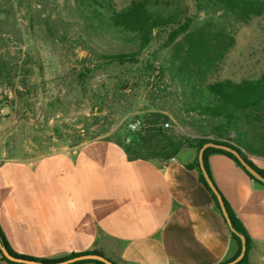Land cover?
Wrapping results in <instances>:
<instances>
[{"label":"rangeland","instance_id":"rangeland-1","mask_svg":"<svg viewBox=\"0 0 264 264\" xmlns=\"http://www.w3.org/2000/svg\"><path fill=\"white\" fill-rule=\"evenodd\" d=\"M107 1L121 10L140 0H0V163L85 139L127 146L135 120L156 118L169 134L214 138L189 111L193 93L264 76V18L241 23L202 0H150L164 23L144 43L109 27ZM208 23L229 31L233 46L211 67H184V36Z\"/></svg>","mask_w":264,"mask_h":264},{"label":"crops","instance_id":"crops-1","mask_svg":"<svg viewBox=\"0 0 264 264\" xmlns=\"http://www.w3.org/2000/svg\"><path fill=\"white\" fill-rule=\"evenodd\" d=\"M248 159L264 170L263 157ZM197 161L187 147L164 164L133 158L108 138L3 161L0 229L15 253L37 260L98 251L115 264L225 263L237 245ZM207 164L251 241L248 262L264 264V187L225 154ZM0 264L12 263L0 254Z\"/></svg>","mask_w":264,"mask_h":264},{"label":"trees","instance_id":"trees-1","mask_svg":"<svg viewBox=\"0 0 264 264\" xmlns=\"http://www.w3.org/2000/svg\"><path fill=\"white\" fill-rule=\"evenodd\" d=\"M202 1L208 8L234 14L241 23H247L255 18H264V0ZM107 3L108 8L105 10V14L108 16L107 24L109 27L135 33L141 36L144 43H147L151 39L154 30L160 28L164 23L163 18L157 12L150 9L151 6L155 5L150 0L134 1L130 6L121 10L113 7L108 1ZM100 16H102L100 12L96 14V17L101 19ZM233 44L234 37L229 31L225 28H217L212 23H208L184 36L180 45V49L182 50L181 63L186 68L192 66L198 70L206 69L211 67L215 62L220 61ZM189 111L205 119L206 126L210 129V135H213L214 138L198 140L169 134L164 128L156 126L158 124L156 118L153 120H144L146 128L139 132L131 133L133 137H129L130 142L127 146L125 145L130 157L153 161L157 160L163 163L176 156L185 147L194 148L198 152L205 143L217 142L236 149L254 169L264 176V170L258 168L248 159V155L264 158V76L250 80H225L208 84L203 90L193 93V101L190 104ZM213 153H221L229 156L256 184L264 187L262 182L256 180L244 169L233 154L224 150L215 148L205 150L204 163L208 173L207 157ZM200 179L212 193L202 174ZM212 195L218 204L215 195L213 193ZM224 203L233 230L246 237V252L243 259L237 264H250L248 262V251L251 247V241L247 232L225 200ZM231 235L237 245V250L233 257L235 258L241 252V240L236 233L232 232ZM0 242L15 257L37 260L15 253L10 248L1 229ZM0 254L2 259L12 264H20L7 260L1 251ZM41 261L56 262L60 260ZM85 262L104 264L92 260L74 264Z\"/></svg>","mask_w":264,"mask_h":264},{"label":"water","instance_id":"water-1","mask_svg":"<svg viewBox=\"0 0 264 264\" xmlns=\"http://www.w3.org/2000/svg\"><path fill=\"white\" fill-rule=\"evenodd\" d=\"M208 148H215V149H220V150L230 152L231 154H233L237 158V160L240 162V164L244 167V169L251 176H253L256 180L262 182L263 184H264V176L261 175L256 169H254L236 149H234L233 147H231L229 145L217 143V142H207L198 151V164H199V168L201 170V173H202L207 185L209 186L210 190L215 195V197L218 201V204L220 206L221 212H222L230 230L232 232L236 233L237 236L241 240V252L239 253V255L236 256L235 258L225 262V263H222V264H237L243 259L244 255H245L246 237L233 230L231 220H230L226 205L224 203L223 197L220 194V192L218 191V189L215 186L210 174L208 173V171L206 169V166L204 163V152ZM0 251H1L2 255L7 260H9L11 262H15V263H20V264H74L77 262L88 261V260L99 261V262H102L104 264H114L110 259H108L103 254L98 253V252L78 254L76 256H72V257L66 258L64 260L56 261V262H45V261H41V260L24 259V258L15 257L8 252L6 247L4 245H2L1 242H0Z\"/></svg>","mask_w":264,"mask_h":264},{"label":"built area","instance_id":"built-area-1","mask_svg":"<svg viewBox=\"0 0 264 264\" xmlns=\"http://www.w3.org/2000/svg\"><path fill=\"white\" fill-rule=\"evenodd\" d=\"M169 126H170L169 122L164 123V127L167 128ZM144 128H146V124L142 120H135V121L129 123V125H128V130H129V132H132V133L139 132V131L143 130ZM126 142H130V139H127Z\"/></svg>","mask_w":264,"mask_h":264}]
</instances>
